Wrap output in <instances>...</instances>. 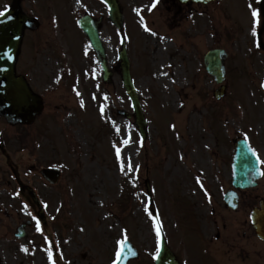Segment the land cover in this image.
<instances>
[{"label": "rangeland", "instance_id": "1", "mask_svg": "<svg viewBox=\"0 0 264 264\" xmlns=\"http://www.w3.org/2000/svg\"><path fill=\"white\" fill-rule=\"evenodd\" d=\"M81 1H22L24 10L39 17L42 23L38 30L27 33L26 43L33 36L39 37L38 52L31 66L46 81L51 78L48 95L52 99L53 117L48 99L45 114L49 133L41 137L43 148L40 151L35 148L31 153L38 165L56 159L62 173L55 186L38 178L36 184L47 206L48 225L35 223L24 242H16L14 231L31 218L12 215L18 201L7 202L11 216L7 217L6 243L5 248L0 247V258L4 264H113V254L119 253L124 240H129L139 253L130 264H154L158 245L153 218L156 210L161 220L164 217L170 248L187 260L186 245L177 241V236L186 229L187 220L184 218V229L182 217L189 209L193 215L196 206L207 201L205 195L193 192L195 173L200 175L201 171L208 179V193H218L224 146L225 143L226 147L230 146L232 133H238L235 123L231 133L235 119L225 110L226 97L220 102L215 100L213 93L217 85L208 75L207 79L196 59L198 48L194 53L193 47L195 42L201 49L212 46L226 49V0L211 9L198 8L199 14L206 12L207 19L195 16L196 33L192 23L170 15L161 4H157L154 12H146L152 13L149 17L138 18L136 13L140 8L150 7V0H120L128 27L124 26L121 32L104 22L102 40L113 71L121 51V38L127 33L132 76L147 121V140L142 139L135 126L120 73H115L112 85L102 83V88L95 78L85 86L84 79L91 78L92 73L100 76L101 69L84 36L76 30L74 15L76 11L99 6L93 0H85L84 5ZM1 3L0 0V8ZM47 8L56 26L47 15ZM71 9L72 12L75 9L73 19ZM53 14L60 16V22ZM97 14L103 15L104 9ZM211 15L213 23L208 21ZM165 24L176 32L169 31ZM139 25L145 33L166 36L165 43L160 42L161 37L142 33ZM187 26L195 36L187 31ZM87 49L90 55L84 59ZM61 68L74 73L67 72L62 85L52 78ZM74 75L77 96L72 94ZM158 75L166 79L161 81ZM62 90L67 93L66 98ZM254 93L250 86L244 85L238 94V103L248 111L243 110L238 121L243 122L244 136L252 144L259 137L258 123L251 115ZM235 94L232 89L228 99H234ZM118 110L127 111L132 119L120 118ZM35 128L41 127L37 124ZM147 179L155 208L148 204ZM180 197L186 205L177 207ZM48 239L53 257L47 249L51 248ZM217 255L226 262V254ZM64 258L72 262H64Z\"/></svg>", "mask_w": 264, "mask_h": 264}, {"label": "flooded vegetation", "instance_id": "2", "mask_svg": "<svg viewBox=\"0 0 264 264\" xmlns=\"http://www.w3.org/2000/svg\"><path fill=\"white\" fill-rule=\"evenodd\" d=\"M171 1L173 6H177L178 14L186 8H182L175 0ZM251 8L259 10L254 22H244L239 20V24H235L227 33L232 38L234 45L241 44L240 55L247 62L245 74L256 79V84L259 82L262 75V67L264 66V15L262 9L264 0H249ZM236 80L233 76L230 79V85H235ZM264 133V109L259 113ZM7 122L0 118V202L3 200V187L6 183V160L4 150L6 148V132ZM264 136H262V139ZM236 149H232L227 159L225 157V178L226 192H232L238 198L239 208L233 212L226 205V218L218 215L216 209L207 206L197 215L195 227L192 234H200V245L193 248L192 253L196 258L194 261L198 263L219 264V260L214 259L212 252L219 251L215 248L216 243H223L222 251L226 254L225 264H264V241L259 239L254 228L250 223V215L254 208L258 207L260 202L264 201V143L257 151L260 158L262 177L256 183L255 188L247 190H236L234 188L233 171L231 168L232 156ZM13 175V172H12ZM26 193V189L23 190ZM27 195V194H26ZM0 221H2V230L5 233V218L6 212L0 208ZM233 213V215L230 214ZM229 215V216H227ZM229 218V219H228ZM226 219V222L224 220ZM212 257V259H211ZM207 259V260H206Z\"/></svg>", "mask_w": 264, "mask_h": 264}, {"label": "water", "instance_id": "3", "mask_svg": "<svg viewBox=\"0 0 264 264\" xmlns=\"http://www.w3.org/2000/svg\"><path fill=\"white\" fill-rule=\"evenodd\" d=\"M198 1L207 3L210 0H198ZM9 16L11 17V19H9V20L4 19V24L0 25V40L2 43L1 50L4 49V50H6V52H8L9 48H11L13 45H15V43H16L15 39L18 38V36H20V33L22 31V28H23V24L26 21V19L24 17H22L19 12H11L9 14ZM6 17L8 18V16H6ZM116 17L119 18V15L117 14ZM82 25H83L84 31L90 37V40H91V43H92L94 49L97 51L100 59H102L101 63L103 65V67L106 68V61L104 60L105 52H104V48L102 47V44L99 40L98 33L96 31H94L93 27L90 24L86 23L85 21H82ZM4 36H7V39L9 40L8 44H5L3 42ZM123 57L125 60V66L123 68L124 82H125L126 87L128 88L129 93L133 95L136 106L138 107V101H137V98L134 94V90H133L132 83L130 81V76L128 73V62H127L124 54H123ZM223 62H224V53L221 51L211 52L206 57L207 69L218 80V82H221L223 79V76H224ZM1 64L4 65L3 68H5V66L12 67V65H8L7 59L3 58V57L0 58V66H1ZM108 77H109V73H106L104 79L107 80ZM8 79L9 80L11 79V74L5 75L3 72H0V91L3 89L8 90V88H6V84H7L6 80H8ZM220 96H222V92L217 93V97H220ZM3 98H4V96L1 93L0 94V103L2 102ZM13 107L16 108L18 106L14 105ZM17 118L18 117H14V119H17ZM253 222H254V224H256V216L255 215L253 218ZM262 230L261 231L264 234V225L262 226ZM158 231H159V239H160V244H159L160 254L157 258L156 264H178L175 257L173 256V254L170 252V250L166 246L160 225L158 226ZM132 258H133L132 248L128 243H126L124 248H123V252H122L121 256L119 257L116 264H126V262Z\"/></svg>", "mask_w": 264, "mask_h": 264}, {"label": "bare ground", "instance_id": "4", "mask_svg": "<svg viewBox=\"0 0 264 264\" xmlns=\"http://www.w3.org/2000/svg\"><path fill=\"white\" fill-rule=\"evenodd\" d=\"M161 54V53H160ZM158 78L162 81V80H164L165 78H163V76H160V75H158ZM175 105H177V104H175ZM127 151H128V148H127ZM125 154H127L128 152H124Z\"/></svg>", "mask_w": 264, "mask_h": 264}]
</instances>
